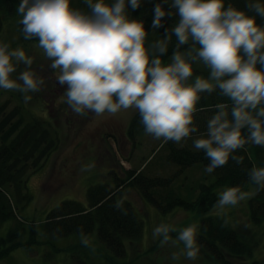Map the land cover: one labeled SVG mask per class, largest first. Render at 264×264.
<instances>
[{
  "label": "clouds",
  "instance_id": "1",
  "mask_svg": "<svg viewBox=\"0 0 264 264\" xmlns=\"http://www.w3.org/2000/svg\"><path fill=\"white\" fill-rule=\"evenodd\" d=\"M142 0H84L89 10L72 6V0H19L17 12L25 39L38 37L50 67L59 69L56 79L66 85V101L72 112L117 113L135 108L144 130L165 141L192 139L195 149L208 157L206 172H213L248 143L264 146V0H247L241 8L226 0H157L152 29L163 26L162 17L178 13L165 34L146 43L145 21L129 13ZM167 3L168 8L163 4ZM251 10V11H249ZM175 34L171 60L164 62ZM188 43V47L181 45ZM31 66L33 56L23 47L12 48L0 40V89H18L24 99L43 84L31 67L12 77L18 63ZM202 62L207 74L194 73ZM226 97L214 105L206 128L199 131L194 113L202 93ZM248 176L257 190L264 188V164L253 165ZM252 193L240 184L218 193L215 206L236 205ZM176 230L162 221L153 228L161 243L183 242V254L194 259L199 252L198 224ZM81 242L91 243L86 234ZM94 247V246H93Z\"/></svg>",
  "mask_w": 264,
  "mask_h": 264
},
{
  "label": "rangeland",
  "instance_id": "2",
  "mask_svg": "<svg viewBox=\"0 0 264 264\" xmlns=\"http://www.w3.org/2000/svg\"><path fill=\"white\" fill-rule=\"evenodd\" d=\"M3 15L0 40L8 42L12 48L23 47L27 54L33 56L32 65L18 63L12 77L19 79V73L25 67H31L43 79V84L39 90L29 93L31 99L27 101L24 93L18 89H0V102L8 99V109L21 105L23 108L20 107L19 115L26 120H33L32 115L39 118L43 116V125L51 129L54 138L49 152L35 167L27 168L23 188L9 186L4 190L2 187L10 196L19 221L27 226L36 224L41 232L48 212L65 200L88 204L87 189L90 185L100 182L115 185L117 175L126 176L131 167L141 171L149 161L142 172L151 176H173L167 186L189 198L197 195L196 187L200 182L213 179L202 165L193 164L181 169L168 161V146H160L163 137L157 138L144 131L132 138L129 126L138 111L135 108L99 115L90 110L82 114L72 112L66 101V85H60L56 79L59 69L50 67V58L45 56L38 40L22 41L20 13L16 11ZM191 139L189 136L182 138L179 142L175 141V145L194 147ZM223 189L219 187L218 192ZM248 191L253 194V188ZM120 195L132 201L144 220L141 237L128 246L124 259L129 264H218L201 246L197 256L190 259L183 254V242L173 243L169 240L161 243L160 237L153 236V228L162 221L174 224L177 231L193 222L199 226L197 211L178 206L164 211L147 200L137 186L126 185ZM249 197L223 209L213 205L208 211V214L227 219L234 228H239L251 245V252L247 256H229L231 264H254L256 259L258 264L264 262V224L251 223ZM12 221L1 223L0 232L5 233ZM177 231L170 235L175 238ZM79 239L81 237L76 235L57 238L55 241L57 245L68 246ZM89 239L91 243L81 248L86 249L91 257L101 260V249H104L102 243L93 236ZM39 240L41 242L30 249L24 246L14 249L7 257L0 259V264H71L70 254L65 250H55L46 234H41Z\"/></svg>",
  "mask_w": 264,
  "mask_h": 264
},
{
  "label": "trees",
  "instance_id": "3",
  "mask_svg": "<svg viewBox=\"0 0 264 264\" xmlns=\"http://www.w3.org/2000/svg\"><path fill=\"white\" fill-rule=\"evenodd\" d=\"M156 2L157 0H142L136 9L129 7L130 15L141 17L145 21V28L149 31L146 43L164 35V28L170 27L178 18V13L175 12L172 16L162 17L163 26L152 29L151 20ZM228 2L241 8L247 6V0H226V4ZM18 4L19 0H0V30L3 14L16 13ZM72 6L89 10L84 0H72ZM163 6L169 7L167 3ZM20 15L22 16V13ZM257 22L264 23V17L257 15ZM19 27L22 32L20 22ZM32 40H38V37L24 38L22 41ZM174 45L175 34L169 42L167 52L162 55L164 62L171 58ZM188 46V43L181 45L182 48ZM207 72L208 69L202 62L194 63L193 75L207 74ZM218 92L219 90L201 95L198 102L199 110L194 113V123L197 124L199 131L206 128L208 117L216 110L211 105L227 99ZM8 102V99L0 102V224L7 220H15L8 226L5 233L0 232V259L7 257L18 247L32 248L34 244L41 242L40 235L46 234L55 250H65L70 254L71 264H129L128 260L124 259L128 253V246L141 237L144 220L132 201L124 196L121 197L120 192L126 185L137 186L147 200L164 211L176 206L197 211L200 216L197 242L218 264H231L229 256L244 257L250 254L252 248L245 234L239 228H234L227 219L210 215L208 211L215 205L219 187L240 184L246 190L253 188V194L248 200L251 223L264 224V188L257 190L248 176V169L253 165L264 164V146L248 143L244 148L235 150L238 155H243V161L238 163L230 157L227 163L210 172V177L213 179L198 184L197 195L191 198L167 186L173 176L170 178L151 176L142 172L150 161L143 165L141 171L131 167L127 170L126 176L115 177V185L110 182L90 185L87 189L88 204L78 200H65L50 210L39 232L36 224L27 226L17 219L18 212L15 211L10 196L4 190H7L9 186L23 188L26 182L23 177L27 168L35 167L49 152L54 138L51 129L43 125V116L39 118L32 115L33 120H26L24 116L19 115L22 106L17 104L8 109ZM129 127L132 138L136 133L145 131L138 111L132 117ZM195 135L197 133L189 137L193 139ZM161 142V147L166 145L169 148L167 160L181 169L193 164L202 165L205 168L208 163V157L204 155L203 150H197L189 145L176 146L173 140L162 139ZM82 233L88 237L93 236L96 241L102 243L105 250L101 249L103 250L100 253L101 260L91 257L86 249L81 248L85 245L81 239L72 241L68 246L57 245L55 241L61 237L68 238L76 235L81 237ZM257 261V259L254 260V264H258Z\"/></svg>",
  "mask_w": 264,
  "mask_h": 264
}]
</instances>
